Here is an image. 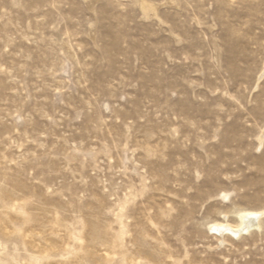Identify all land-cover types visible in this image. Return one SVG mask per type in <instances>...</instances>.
Listing matches in <instances>:
<instances>
[{"label":"rangeland","instance_id":"rangeland-1","mask_svg":"<svg viewBox=\"0 0 264 264\" xmlns=\"http://www.w3.org/2000/svg\"><path fill=\"white\" fill-rule=\"evenodd\" d=\"M242 210L264 0H0V264H264Z\"/></svg>","mask_w":264,"mask_h":264},{"label":"bare ground","instance_id":"bare-ground-1","mask_svg":"<svg viewBox=\"0 0 264 264\" xmlns=\"http://www.w3.org/2000/svg\"><path fill=\"white\" fill-rule=\"evenodd\" d=\"M142 9L144 11L152 10V7L145 2L141 4ZM262 78V77H261ZM260 79V78H259ZM264 216V210L262 211H239L236 213V219L238 223L235 226H231L229 224H216L212 226L210 229L214 231V233H218L220 235L226 234L230 237L238 238L240 236H245L249 234L253 230L260 229V219Z\"/></svg>","mask_w":264,"mask_h":264}]
</instances>
